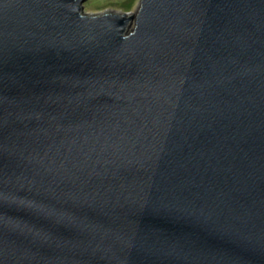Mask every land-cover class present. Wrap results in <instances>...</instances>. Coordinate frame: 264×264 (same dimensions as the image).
Listing matches in <instances>:
<instances>
[{
  "label": "water",
  "instance_id": "obj_1",
  "mask_svg": "<svg viewBox=\"0 0 264 264\" xmlns=\"http://www.w3.org/2000/svg\"><path fill=\"white\" fill-rule=\"evenodd\" d=\"M0 0V264H264V0Z\"/></svg>",
  "mask_w": 264,
  "mask_h": 264
},
{
  "label": "rangeland",
  "instance_id": "obj_2",
  "mask_svg": "<svg viewBox=\"0 0 264 264\" xmlns=\"http://www.w3.org/2000/svg\"><path fill=\"white\" fill-rule=\"evenodd\" d=\"M140 0H86L84 11L89 15L106 13L133 15L138 10Z\"/></svg>",
  "mask_w": 264,
  "mask_h": 264
}]
</instances>
